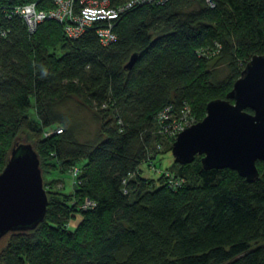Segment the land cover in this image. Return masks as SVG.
<instances>
[{"label":"trees","instance_id":"trees-1","mask_svg":"<svg viewBox=\"0 0 264 264\" xmlns=\"http://www.w3.org/2000/svg\"><path fill=\"white\" fill-rule=\"evenodd\" d=\"M27 1L0 0V168L12 141L24 139L41 175L43 166L68 168L74 184L44 187L43 219L1 237L0 264H264V242L250 246L264 238L263 160L248 181L228 167L203 168L198 154L172 159L159 167L177 185L139 166L147 155L158 166L170 148L154 122L162 106L186 104L199 119L249 56L264 53V0L136 3L113 20L106 43L93 26L69 38L53 18L27 31L11 11ZM72 96L99 122L91 138L79 139L61 110ZM85 196L94 204L81 208Z\"/></svg>","mask_w":264,"mask_h":264},{"label":"water","instance_id":"water-1","mask_svg":"<svg viewBox=\"0 0 264 264\" xmlns=\"http://www.w3.org/2000/svg\"><path fill=\"white\" fill-rule=\"evenodd\" d=\"M134 57L130 54L124 66ZM204 110L171 140L173 159L185 163L198 154L203 168L228 167L253 180L255 160L264 161V53H252L224 96L208 99ZM46 202L36 150L30 141L14 139L0 168V239L33 229Z\"/></svg>","mask_w":264,"mask_h":264},{"label":"built area","instance_id":"built-area-1","mask_svg":"<svg viewBox=\"0 0 264 264\" xmlns=\"http://www.w3.org/2000/svg\"><path fill=\"white\" fill-rule=\"evenodd\" d=\"M36 1L19 3L11 9L20 17L27 31H33L36 23L42 19L53 18L62 24L63 33L69 38L79 35L84 28L93 26L100 42L106 43L114 38L113 20L124 9L136 3L163 0H125L115 5L110 4L109 0H45L42 6H37ZM205 1L210 3V0ZM193 121L194 118L186 104L175 112L172 104L168 103L154 114L157 132L168 139H173L180 129ZM52 131H59V127ZM156 147L159 148L158 144ZM145 165L151 172H163L171 183L176 185L179 183L180 179L173 178L167 169L157 166L152 159H149V155L146 156ZM75 172L76 168L72 167L71 174L74 175ZM93 204L94 201L85 196L79 206L86 208Z\"/></svg>","mask_w":264,"mask_h":264},{"label":"rangeland","instance_id":"rangeland-1","mask_svg":"<svg viewBox=\"0 0 264 264\" xmlns=\"http://www.w3.org/2000/svg\"><path fill=\"white\" fill-rule=\"evenodd\" d=\"M213 60L214 59L211 58L209 60V64L212 63ZM61 110H63L67 114L71 123L75 125L76 135L79 139L91 138L95 134L99 122L95 117L93 109L90 108L87 104L83 103L80 99L72 96L61 106ZM28 114L31 117L34 116L32 106L28 109ZM158 156L161 159V162L158 164V166L170 165L173 157L169 151L167 143L162 146L160 153H158ZM139 166L144 172L153 174L151 171H148L144 162L140 163ZM42 175L44 187H46L47 189L61 190L65 192L73 191L72 186L74 183L71 181L68 168L53 170L48 166H43ZM79 217L80 213L78 211H74L67 220V226L69 228H72ZM260 242H264V238H259L251 241L250 246H253Z\"/></svg>","mask_w":264,"mask_h":264}]
</instances>
